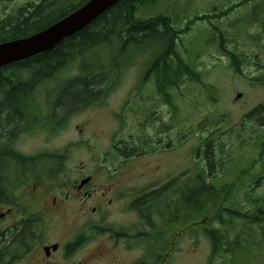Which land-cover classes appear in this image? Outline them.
Segmentation results:
<instances>
[{"label": "rangeland", "instance_id": "obj_1", "mask_svg": "<svg viewBox=\"0 0 264 264\" xmlns=\"http://www.w3.org/2000/svg\"><path fill=\"white\" fill-rule=\"evenodd\" d=\"M28 1L39 2V0H13L11 6H18ZM77 1L55 0V3L57 7H60L61 10L58 9V11L61 12L65 5ZM6 3V0H0L1 6ZM228 7H231L230 10L225 12L224 10ZM263 12L264 0H159L147 8H140L139 16H153L159 13L170 15L176 20L174 26L178 29H185L187 23L191 22L190 28L180 35L177 49L199 71L202 79V82L191 80L172 89L170 120L171 138L174 139V146L171 150L161 158L149 159L150 162L141 163L133 158L129 161L131 168L140 174L150 167L152 168L147 170L144 175L160 176L167 173L165 179L156 178L154 180L156 187L170 177L172 180L178 177L176 184L184 182L188 184L193 179L191 177L204 165L196 156L200 137H206L208 134L206 129L200 127L202 122L225 116L221 123V130L224 140L229 146H232L234 145L233 139H228V132L232 127H237L242 122V118L247 112L264 102V79H258V77L264 78V31L259 25ZM207 14L216 17L198 19V16L203 17ZM221 37H224V40ZM221 44L241 54L243 57L240 63L241 73L231 65L229 57L220 47ZM149 49L150 52H148ZM158 52L159 46L154 41H149L132 50L126 57L117 59L122 61L124 58H130L134 61L124 71L121 82L108 93L104 100L97 104L87 106L94 102L91 100L96 99L98 94L97 91H87V95H82L84 86L65 82L43 85L37 91V95H40V101L47 103L48 116L42 117L45 114L44 103L33 108V113L38 115L41 114L42 109L40 119H44L45 124L38 125L36 122L29 121L31 125L38 127L22 136L24 148L28 150V153L36 149H42L49 153L55 150L63 152L69 149L68 159L71 163L78 164L86 160L100 161L114 142L128 139L130 134L135 129L137 130L134 105L136 99L134 100V98L139 93H137L136 86L140 85L148 64L154 61L155 54ZM96 54L100 57L95 65H99L102 60L103 62L112 60L114 55L112 51L106 49L96 51ZM96 54L87 57L88 65L95 63ZM79 72V68L70 66L62 74L68 78L79 75ZM114 72L103 71L106 76L110 77L111 75V77L114 76L113 79H117L123 70L119 74ZM147 79L148 83L144 87V92L150 93L151 97H157L158 94L153 89V80ZM239 93H241V97H237ZM155 101H158V98ZM138 102L139 100H137ZM33 104L38 103L34 102ZM148 104L153 105V100H149ZM158 110L168 114L167 105L161 106ZM70 112L73 113L69 114ZM67 114L69 115L62 123L63 117ZM4 118L0 122H3ZM31 118L34 117L31 115ZM86 119L87 134L84 130ZM121 119H123V127L120 125ZM48 123L54 127L62 124L59 125L57 131V129H51ZM207 129H211V126L208 125ZM26 131L27 129L23 131V134ZM256 132L264 134V126L256 129ZM85 136H87V152L84 143ZM181 139L182 141H180ZM182 173L186 176H181ZM135 179L136 175H134ZM138 182L141 190L147 188L148 184L145 179L140 177ZM182 191L177 192L179 196L176 194L174 201L177 198L179 200ZM258 193H264V182L258 188ZM176 206L180 209L182 203L177 201ZM191 213L193 212L190 210L184 211L183 217L179 221L171 223L169 227L172 229L170 228L165 233H163L165 225L158 220L156 228L150 229L155 234L157 241L153 247L149 246L148 242L142 238L132 240L126 245L125 240L108 242L107 237H102L101 240L105 241L107 246L114 247L110 252L106 251L105 255L98 257L99 244L95 243L91 254L95 258L88 261V264H130L141 257L155 254V250L161 249L162 246L166 247L163 254L172 253L169 255L168 264H209L211 245L202 228L204 226L202 213L187 216ZM170 215L168 214L167 217ZM68 221L74 223L76 216H69ZM106 222L115 223L121 228L132 230L133 233L137 230L143 231L141 222L138 225L135 218L120 214L115 209ZM132 223H137L134 225L137 229L133 227ZM66 226L67 223L61 221L55 224V228L59 231H67ZM183 229L186 232H183ZM50 230L54 234L57 233L53 225ZM197 230H199L197 233L189 232ZM182 232L183 234L180 236ZM258 252L256 249L255 256L250 259L252 264H264V255L258 257ZM87 255H90V248L87 249ZM231 259L220 257L212 264L245 263L244 259L242 261H231Z\"/></svg>", "mask_w": 264, "mask_h": 264}, {"label": "trees", "instance_id": "obj_2", "mask_svg": "<svg viewBox=\"0 0 264 264\" xmlns=\"http://www.w3.org/2000/svg\"><path fill=\"white\" fill-rule=\"evenodd\" d=\"M6 1V4L0 5V43L37 33L89 0L67 4L61 12L55 0L28 1L18 6H11L13 0ZM157 1L120 0L90 25L65 38L54 48L0 67V112L9 118L12 111H29L30 99L37 88L45 82L54 81L59 73L70 66L79 68L80 74L71 77L70 82L66 78V83L84 86L82 95H87V91H97L96 100L100 96L104 98L122 76L113 79L114 76L108 77L103 71L119 74L130 66L131 59H117L126 57L149 41L159 46V53L150 66L159 93L167 95L168 87L178 88L191 80L202 82L199 71L177 49L180 34L185 29L176 28V20L165 13L146 17L138 15L141 7ZM230 8L224 11L228 12ZM213 16H203L201 19H211ZM190 25L189 21L186 28H190ZM221 39L224 40V37ZM220 47L235 70L241 73V54L222 44ZM105 49L113 52V59L102 60L95 65L100 57L96 51ZM91 54H96L97 58L94 64L88 65L86 60ZM17 106L21 107L18 109ZM224 119L225 116H219L200 124L208 131L196 148V156L204 165L188 184L181 186L180 191H183L178 200L182 203L181 208H177V200L174 201L176 188L175 182L171 181V196L169 193L170 197L164 201L157 198L155 206L159 208H155V214L164 206L167 212H171L170 217H166L168 214L165 216L166 219L173 223L184 211L202 213V228L211 245L209 264L220 257L232 258L231 261L244 259V264H252L250 259L255 256L256 249L259 251L258 257L264 255V193H258V188L264 182V134L256 132V129L264 126V102L247 112L242 122L228 132V139H233L232 146L223 138L221 123ZM208 125L211 126L210 131ZM165 251L156 252L155 260L160 259L157 263L165 258ZM168 262L169 259H165V264Z\"/></svg>", "mask_w": 264, "mask_h": 264}, {"label": "flooded vegetation", "instance_id": "obj_3", "mask_svg": "<svg viewBox=\"0 0 264 264\" xmlns=\"http://www.w3.org/2000/svg\"><path fill=\"white\" fill-rule=\"evenodd\" d=\"M166 98L151 97L148 92L136 96L137 130L128 139L114 142L100 161L78 164L68 159L69 149L52 151L50 158L44 157L42 149L28 153L22 136L38 127L29 123L39 125L38 114L24 116L23 111H12L9 118H4L0 112V120L4 118L0 122V264H88L95 258L91 255L95 243L99 244L98 257L114 247L107 246L102 237H107L108 242L125 240L126 245L142 238L153 247L155 236L150 229L155 223L156 200L166 199L171 178L156 187L154 180L165 179L167 173L144 175L150 167L140 174L129 161L133 158L141 163L150 162L149 159L161 158L171 150V104ZM149 100H153V105L148 104ZM166 105L168 114L158 110ZM31 115L34 118L28 117ZM59 125L55 130H59ZM120 125L123 127V119ZM84 130L87 134V119ZM84 143L87 152V136ZM140 177L148 184L142 190ZM114 209L135 218V222L140 220L138 225L141 222L143 231L133 233L106 222ZM71 215L76 216L74 223L68 221ZM58 221L67 223L68 230L55 228ZM136 224L132 223L133 227ZM52 225L55 234L50 230ZM154 259L152 253L130 264H165V258L159 263Z\"/></svg>", "mask_w": 264, "mask_h": 264}, {"label": "water", "instance_id": "obj_4", "mask_svg": "<svg viewBox=\"0 0 264 264\" xmlns=\"http://www.w3.org/2000/svg\"><path fill=\"white\" fill-rule=\"evenodd\" d=\"M118 1L120 0H89L44 30L25 38L1 43L0 66L27 59L54 48L63 39L87 27ZM237 97H241V94L239 93Z\"/></svg>", "mask_w": 264, "mask_h": 264}]
</instances>
